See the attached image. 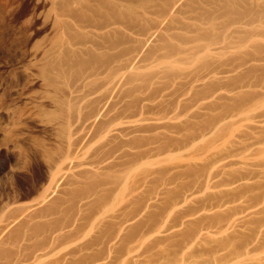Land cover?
<instances>
[{"label":"bare ground","instance_id":"6f19581e","mask_svg":"<svg viewBox=\"0 0 264 264\" xmlns=\"http://www.w3.org/2000/svg\"><path fill=\"white\" fill-rule=\"evenodd\" d=\"M144 62L165 69L152 67L160 73L151 72L150 79L143 74L145 82L132 85ZM258 62H264V0H0V68H11L12 74L10 83L0 78V151L6 153L0 168V264H40L58 245L75 241L74 249L47 264L129 262L136 230L131 220L161 183L143 179L141 193L129 187L126 213L113 223L119 230L124 221L132 225H126L118 244V229L114 235L108 225L96 228L106 203L133 185L142 159L191 150L207 135L233 138L231 126L255 111L247 104L264 91V80L248 79L257 69L264 73V67L249 65ZM252 87L260 91H243ZM219 91L237 92V100L199 123L168 122L198 118L190 109L208 100L206 108L216 111ZM124 111L141 124L129 121L137 127L120 130ZM93 145L91 156L83 159ZM262 145L264 111L250 117L226 151L212 153L205 141L201 153L179 163L183 170L164 176L162 185L174 184L165 206L184 193L247 177L219 175L237 165L243 152ZM66 172L72 173L64 177L67 187L59 189ZM247 209L234 207L228 217L213 218L203 229L226 233L235 215ZM259 231L260 237L239 250L224 248L220 257L259 249L264 245Z\"/></svg>","mask_w":264,"mask_h":264},{"label":"rangeland","instance_id":"374dc122","mask_svg":"<svg viewBox=\"0 0 264 264\" xmlns=\"http://www.w3.org/2000/svg\"><path fill=\"white\" fill-rule=\"evenodd\" d=\"M239 54L241 53H234L233 56L238 57ZM218 59L222 61L225 59V57L219 56ZM145 64L146 65L140 64L141 66H143V69L140 68L139 71L140 74H138L137 76L138 78L140 77L141 81L139 79L138 81L136 77L135 81L133 82L134 84L132 85L135 84L141 85L142 83H144L147 74H148L147 78L150 79V73L155 71L153 68H156V70L158 69L160 71L161 69L162 71H164L163 69H165V67H163L161 64L160 65L162 66V68L159 64H155V67L153 65L152 66L153 68L152 67L150 68L149 66L151 65H149L148 63ZM249 65L255 66L257 69L260 67H264V62L250 63ZM156 72L157 71H155L154 73L156 74ZM10 73H11V68L9 69L5 68L3 71L0 68V76L1 74H3L2 77L0 78L1 79L5 78L6 82L8 81L7 83H10L11 81L9 80V76H12V74L10 75ZM157 73L160 72L158 71ZM143 74L146 75L144 76ZM141 75H143L142 77L145 78H142ZM151 75L153 76V73ZM256 78L260 80H264V73L261 72V70L257 69L255 73L249 75L248 79L255 80ZM128 87H131V84L122 87L121 92H123L124 94V91ZM243 91L244 92L260 91V89L252 87V88H245L243 89ZM123 96L121 97L120 104L123 108H125L126 105L125 103L127 102L125 100L127 98L125 99V97ZM236 98H237V92H231L228 94L226 92L219 91L216 93V98H215V102L219 105L216 111L211 112L206 108V103L209 101L208 100V101H204V103L201 104L200 106H196L190 109L189 114L194 113L198 115V118L196 119L192 117L190 118V116L188 115L187 118L172 119L169 120L168 122L170 124H177V123L185 124L186 122L199 123L201 121H204L209 115L219 112L222 104H231L235 100H237ZM251 102L252 103H248L247 106L254 108L255 111H253L250 108L251 109L250 113H248L247 115H242L241 117L236 119V122L231 126V132L234 134L233 138L226 136V140L223 141V139L215 140L212 138L213 136L207 135L204 137L205 140L203 142L198 143L191 150H173L170 152L167 151V153L165 152V154L161 155L158 158L149 157V159L151 160H149L148 158L147 159L145 158L144 160L142 159L141 160L142 162L140 161V163H138V165L141 164L140 167L138 168V170H135L136 172H134L133 179H131L132 183L134 182L133 185L127 186L126 188L124 186L125 190L120 191V195L118 196L119 199L115 198V201H113L114 200L113 198L112 200H109V202L106 203L103 214L104 219L103 220L100 219L102 222L100 221V223H98L99 228L98 226L96 228L99 230L105 229L107 225L109 228L110 227L112 228L113 227L112 225L115 224L114 225L115 230H113V228L112 230L111 228L109 230V233L113 232V234L115 235V232L117 231V229L119 230L120 227L116 228V223H113V221L116 222V219H118V217L116 218V216L126 213L128 207L127 194L129 192V187L130 189L135 188L138 193H141L143 188L142 187L143 179L145 180L149 179L150 181L154 179V182L161 183V184L158 183L159 185L158 187H156L155 189L156 192L154 193L155 195L152 197L151 201L150 202L147 201L148 203L146 202V204L141 203L140 204L141 206L139 205L138 207V211H139L138 215H136V217L133 218L134 220L132 219L133 221L131 220L132 224L135 226L136 229L135 241L133 243V252L129 257L130 261L127 262L126 264H264V245H262V247H260L259 249L248 250V253L247 252L246 253L243 252L244 254L240 253L241 256L239 254L237 258H235V256L234 258L227 257L224 259L220 257L229 249H231L232 252L233 250L232 248L236 246L234 249L239 250V248L241 249V245L243 246L247 242H250L248 240L254 241L255 238H257L258 236L260 237V234L258 235L259 230L262 232L260 240L264 242V145L243 152L241 155L243 158L237 163V165H234L222 171V173L219 175V177L221 178H228V179L232 177H240L241 175L244 174L248 175L247 177L231 185L221 186L217 188H213V187L207 189L203 188L201 191H196L193 193H184L182 194L183 195L182 197L176 198L169 207H166L164 202L166 199L169 198L167 194L168 190L173 188L174 184L169 186H164L162 185V181H161L164 176L167 177L169 175H173L183 170L184 168L179 167L182 164L179 165V163H181L184 159H187L192 154L197 155L201 153L203 149H205L203 147L205 141L207 142V145H209V148L211 149L212 153L221 154L222 152L226 151L233 144V141L236 140L238 134L241 131L246 130L247 125L250 123V117H252L254 114L264 111V91L261 93L260 97H258L255 101H251ZM106 107L104 108V111ZM122 116L123 117L119 119V122L123 123L119 126L120 130L126 128L130 130L133 127L135 128L136 126L135 124H134L135 126L133 127H131V125L133 124H129V121L132 120L133 116L131 117L128 116V113L126 114L125 111L122 114ZM0 120H2L0 121V123L3 124V118ZM127 122L129 125L128 127H125ZM133 123L138 124L137 122H133ZM139 124L141 123L139 122ZM139 124L137 126H139ZM133 134H135V136H140L139 133L138 135L137 133H133ZM167 134L171 136H176L172 132L169 133L167 132ZM104 142L105 140L103 139L102 141L99 142V144H95V145L98 147L99 145L105 144ZM95 145H93L92 146L93 148L91 147L92 149L90 148L89 151H87V153L82 155L84 157L83 159H85L86 157H87L86 159H88L91 156V154L94 151L93 149L96 147ZM1 150L2 151H0V168L3 165V163L6 161L5 158L6 153L4 152L3 149ZM145 161L146 162L150 161L151 163L150 162L146 163ZM250 171H252L253 173L250 174ZM161 173H164L163 176ZM70 174L72 173L66 172L65 175L60 179L59 189L63 187L65 188V186L67 187V185L65 184L66 178L64 177H70L71 176ZM194 175L196 174H193L192 176ZM98 177H96L95 180L99 179ZM0 180H1L0 182V186H1V184L4 183V180L3 179ZM189 180L190 178L187 177L183 181L188 182ZM119 188L124 189L122 185L119 186ZM185 196L186 199L184 198ZM218 198H220V202L216 203V199ZM234 207H240V208L247 207L248 209L245 212L241 213L240 215H235L237 217V218L235 217V223L226 233H219L218 229H210V230L203 229V227H205L207 223L211 221V219L213 218H214L213 220L216 219L217 221V219L219 220L220 217L222 218L228 217L226 215H228ZM150 215H154L155 217H147ZM131 222L130 221H127V223H125V221L123 222L124 225L123 224L121 225L122 226L121 229L119 230V232L117 231L118 233L117 235H115L117 239V242L115 239L116 244H118L122 236L125 235L126 228L129 229L130 225H132ZM101 223L104 225H101ZM126 225L129 227H127ZM122 228H124L123 232H122ZM97 229H94L95 231L91 230L89 232V235L92 236V234H94L97 231ZM87 230L88 227L86 228V231ZM22 231L21 230L18 231V236H21ZM188 231H190V233L189 235H186ZM255 233H256V237L253 238ZM89 235L87 236L88 238L90 237ZM87 237L85 239H88ZM241 239H243L244 243L241 242L242 241ZM238 241L241 242L242 244L239 243ZM222 242L223 245H221ZM63 244H64L63 247H61L62 244L55 247L52 252L53 255H51V258L45 257L44 258L45 260L43 259L40 264L43 263L47 264L48 261L51 262L58 259L62 251H64V254H66L70 248L74 249L79 243L78 241H75L74 244L72 242V245L74 246L70 245L71 244L70 242H66L67 246L65 245V243ZM75 244L77 245L75 246ZM217 247L219 250L217 249ZM224 248H225V252H224ZM95 249H97V247L94 248V250ZM92 250H90L89 252L91 253ZM219 251L220 252L223 251V253L219 254L220 253ZM244 251L246 250L244 249ZM104 252H106V249L104 250Z\"/></svg>","mask_w":264,"mask_h":264}]
</instances>
